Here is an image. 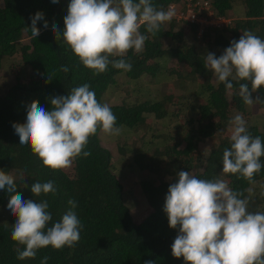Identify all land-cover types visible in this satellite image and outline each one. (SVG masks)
<instances>
[{
  "label": "trees",
  "instance_id": "16d2710c",
  "mask_svg": "<svg viewBox=\"0 0 264 264\" xmlns=\"http://www.w3.org/2000/svg\"><path fill=\"white\" fill-rule=\"evenodd\" d=\"M183 0H151L157 10L166 11L171 3ZM215 14L229 19L221 27L207 26L196 37L197 24L172 18L154 35L141 25L147 36L143 50H130L123 59L130 71L115 69L95 74L79 61L71 49L57 40L52 26L64 29L70 0H0V171L14 177L17 193L24 200H46L52 219L58 222L69 209L68 200L77 203L75 212L82 224L80 239L73 247L59 250L38 249L34 258L17 259L11 239L14 217L7 208L9 194L0 189V264H185L183 257L171 254L178 234L168 226L163 211L168 187L179 171L198 179L224 180L244 197L252 195L264 212V168L250 183L239 174L222 172V156L230 147L227 123L235 112L247 108L264 109V87L251 90L252 105L239 94V83L232 89L217 84L204 59L208 53L219 57L233 40L245 31L264 40V0H208ZM40 34L31 33V17ZM48 27H44V22ZM29 29H27V28ZM120 59V57H110ZM61 66L69 68L68 73ZM49 78V79H48ZM241 83H244L241 81ZM88 84L101 104L116 116V126L134 136L125 147V165H118L101 143L98 130L90 136L82 154L65 169L51 170L19 144L14 123L26 122L27 107L33 101L50 110L51 98L67 96L71 89ZM247 131L264 142V127L243 118ZM264 164V157H261ZM143 198L141 212L130 214L123 200L124 180ZM52 181L56 192L33 196L35 182ZM251 190V191H249ZM16 194V193H13ZM255 204L249 206V211ZM7 209V210H6ZM255 210V209H254Z\"/></svg>",
  "mask_w": 264,
  "mask_h": 264
},
{
  "label": "clouds",
  "instance_id": "9594fccd",
  "mask_svg": "<svg viewBox=\"0 0 264 264\" xmlns=\"http://www.w3.org/2000/svg\"><path fill=\"white\" fill-rule=\"evenodd\" d=\"M174 16V9L157 10L151 0H70L63 31L56 25L52 31L95 74L105 72L109 64L130 71L132 66L123 57L130 50H143L147 36L140 32L141 25L154 35ZM41 20V12L31 17L30 29L35 38L40 34L36 25ZM44 27H48L46 21ZM204 62L217 84L232 89L233 82L239 83L245 104L254 103L249 82L252 91L264 87V40L250 31L231 41L219 57L208 53ZM61 71L66 74L69 68L61 66ZM50 105V110H45L38 101L31 102L26 122L12 126L19 144L29 146L42 165L51 170L70 167L81 154L89 156L91 153L84 148L98 130L109 136H118L123 130L116 126L111 108L98 102L88 84L71 89L67 96L51 98ZM230 123V147L223 151L222 172L239 174L254 183L255 174L264 168V142L248 133L240 115ZM0 189L7 190V208L16 217L11 239L24 246L23 250L17 249V259L34 258L38 249L48 246L56 250L73 247L79 241L82 224L74 199L68 200V211L49 227L52 216L46 200H24L17 193L14 177L4 171H0ZM30 191L40 196L54 194L56 188L52 181L35 182ZM249 203V198L232 190L222 179H198L188 171H179L176 182L168 187L163 206L168 226H178L172 256L183 257L185 264H264V212L249 211ZM47 260L44 257L41 264H47ZM144 264L154 262L146 260Z\"/></svg>",
  "mask_w": 264,
  "mask_h": 264
},
{
  "label": "rangeland",
  "instance_id": "374dc122",
  "mask_svg": "<svg viewBox=\"0 0 264 264\" xmlns=\"http://www.w3.org/2000/svg\"><path fill=\"white\" fill-rule=\"evenodd\" d=\"M197 37V36H196ZM249 113L246 115H243L239 112H235L233 116L230 118V122L233 120V118L236 115H240L242 118L247 117L248 121L252 123H256L260 128L264 127V109L259 108V109H254L253 106H250L247 108ZM227 123V126L225 130L227 131L226 134L230 135L231 134V128L233 125L231 123ZM101 143L111 151L112 153V158L117 161L116 164L118 163L119 165H125L127 162V153H125V147L128 145H131L134 141V136L130 135L129 132L122 131L120 135L118 136H109L104 134L103 132L101 133ZM126 157L125 164L120 161V157ZM122 157V158H123ZM124 159V158H123ZM117 164V165H118ZM131 179L127 178L124 180V191H123V200L125 205L127 206L130 214L133 216H136L139 212L142 210L143 206V198L139 193L136 192L135 188L131 182H129ZM250 199L249 206L252 204H255V210L252 209L250 211L256 212L261 209L259 204H256L255 198L250 195L248 197ZM7 210V209H6Z\"/></svg>",
  "mask_w": 264,
  "mask_h": 264
},
{
  "label": "built area",
  "instance_id": "2783aa9c",
  "mask_svg": "<svg viewBox=\"0 0 264 264\" xmlns=\"http://www.w3.org/2000/svg\"><path fill=\"white\" fill-rule=\"evenodd\" d=\"M169 8L174 9V18L177 20H186L197 24V37L205 27H221L228 24L229 21V19L217 16L208 0H183L179 6L171 3L167 10Z\"/></svg>",
  "mask_w": 264,
  "mask_h": 264
}]
</instances>
